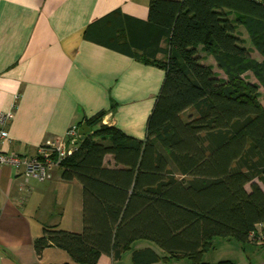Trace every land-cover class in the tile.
<instances>
[{
  "label": "trees",
  "instance_id": "obj_1",
  "mask_svg": "<svg viewBox=\"0 0 264 264\" xmlns=\"http://www.w3.org/2000/svg\"><path fill=\"white\" fill-rule=\"evenodd\" d=\"M119 12L92 23L87 37L129 54L132 46L163 50L159 44L168 39L166 59H143L165 70L146 136L103 123L104 110L85 118L93 132L59 165L64 180L82 184L83 229L45 227L35 249L57 247L74 263L99 264L102 254L119 260L146 239L167 253L165 260L213 264L203 254L216 236L253 243L250 233L264 222V104L258 86L243 77L253 72L264 88V62L250 56L230 18L264 52V1L151 0L148 20L135 37L129 31L128 41L116 35L124 28L114 20ZM199 48L226 78L202 62ZM161 259L151 247L132 253L134 264Z\"/></svg>",
  "mask_w": 264,
  "mask_h": 264
},
{
  "label": "crops",
  "instance_id": "obj_2",
  "mask_svg": "<svg viewBox=\"0 0 264 264\" xmlns=\"http://www.w3.org/2000/svg\"><path fill=\"white\" fill-rule=\"evenodd\" d=\"M150 1L0 0V115L13 111L11 140L1 142L3 151L34 155L103 110V123L145 138L165 70L143 59H166L168 39L159 44L163 50L132 46L129 54L89 39L86 31L120 10L114 20L124 28L116 35L128 41L129 31L135 37L148 20ZM94 28L97 36L100 29ZM199 55L215 70L216 61L204 60L213 56L201 48ZM45 227L82 231L81 182L64 180L56 167L46 181L26 183L15 167H0V264H77L61 248L36 251L35 239ZM137 249L142 248L130 258ZM124 256L102 254L99 264H122Z\"/></svg>",
  "mask_w": 264,
  "mask_h": 264
},
{
  "label": "rangeland",
  "instance_id": "obj_3",
  "mask_svg": "<svg viewBox=\"0 0 264 264\" xmlns=\"http://www.w3.org/2000/svg\"><path fill=\"white\" fill-rule=\"evenodd\" d=\"M230 18L236 22V34L241 38L243 45L248 48L250 56L259 61L264 62V52L260 51L257 46L253 43L250 33L245 27L244 24H240L236 21L234 14L230 15ZM213 56L212 54H209ZM205 62H213L214 59H204ZM216 74L220 78H226V75L222 70L215 66ZM244 79L248 83L255 84L259 88L260 100L264 104V88L256 78L253 72H247L244 76ZM192 111L189 110L184 114V117L187 118ZM109 159H113L111 155H108L106 162L109 166L113 165ZM246 188L250 190V185H247ZM264 188V187H263ZM212 247L209 251L203 254V261L209 263H219L221 261H234L238 264H264V246L255 245L253 243H243L235 238H225L216 236L212 241ZM151 247L156 250L160 257L162 258L160 262L156 264H192V262L187 258H169L165 260L163 257L167 256V253L160 248L155 242L142 239L135 242L132 249L127 250L124 253V259L122 264H133L131 257V252L135 248H144Z\"/></svg>",
  "mask_w": 264,
  "mask_h": 264
},
{
  "label": "built area",
  "instance_id": "obj_4",
  "mask_svg": "<svg viewBox=\"0 0 264 264\" xmlns=\"http://www.w3.org/2000/svg\"><path fill=\"white\" fill-rule=\"evenodd\" d=\"M12 118L13 111L0 115V167L3 165L15 167L26 183L31 179L46 181L50 173L59 167L65 157L76 149L74 140L79 138L81 126L79 124L70 126L64 136L57 137L49 145L40 146L34 155H27L6 152L1 148L3 140H11L7 125ZM249 236L253 244L264 246V222L258 223L256 229Z\"/></svg>",
  "mask_w": 264,
  "mask_h": 264
},
{
  "label": "water",
  "instance_id": "obj_5",
  "mask_svg": "<svg viewBox=\"0 0 264 264\" xmlns=\"http://www.w3.org/2000/svg\"><path fill=\"white\" fill-rule=\"evenodd\" d=\"M91 127L84 121L79 130V138L74 140L75 144H78L81 140H83L88 134L92 133Z\"/></svg>",
  "mask_w": 264,
  "mask_h": 264
}]
</instances>
